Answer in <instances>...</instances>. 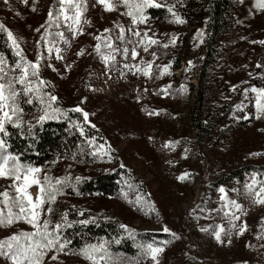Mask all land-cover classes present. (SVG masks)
<instances>
[{"label": "rangeland", "instance_id": "obj_1", "mask_svg": "<svg viewBox=\"0 0 264 264\" xmlns=\"http://www.w3.org/2000/svg\"><path fill=\"white\" fill-rule=\"evenodd\" d=\"M43 1L52 2L39 3ZM171 1L160 0L166 4ZM23 4V0H0L3 12ZM255 4L256 0H237L231 24L214 34L206 22L172 23L169 13L163 21L147 20L139 30L148 31L149 36L155 33L154 38L169 47L154 45L148 52L138 48L140 55L135 61L130 54L125 60L122 54L125 46L132 45L116 39L117 25L131 27V20L121 15L126 12L123 6L107 12L97 4L92 21L90 15L81 17L83 34L73 35L72 22L64 21L61 15L71 40L66 46L47 43L45 49L53 51H44L39 66L55 69L60 77L54 88L50 87L58 97L57 105L65 109L79 106L88 112L99 137L93 146L95 160L77 169L82 174L74 170L73 175L87 176L123 165L125 177L117 194L76 197L73 202L62 198L60 203L96 217L113 216L114 221L134 231L165 233L153 244L164 249L158 254V264H264V206L254 203V196L245 187L253 176L264 182V175L247 174L243 182L225 180L234 168L264 164V115L256 118L255 94L250 91L253 86L264 87V44L259 43L264 41V10ZM33 12L41 14V7L37 5ZM74 12L69 10L70 15ZM173 37L174 45L170 43ZM105 38L121 49L108 65L101 55L110 51L104 46ZM129 38L135 39L130 34ZM44 43L39 41L41 46ZM97 43L101 44V54L96 52ZM56 48L61 50L62 59H57ZM81 51L83 54L77 55ZM152 52L156 59L151 78L124 67L125 63L153 61ZM175 62L177 68L173 69ZM165 65L171 66L161 76ZM169 141L172 146L165 147ZM184 173L188 174L185 179H177ZM221 187L227 197L224 201ZM29 192L35 198L39 188L33 185ZM231 200L239 203L242 211L228 204ZM54 209L59 213L58 204ZM236 216L239 219H234ZM245 222L247 230L239 235ZM165 227L170 231L164 232ZM221 227L224 231L217 241L215 232ZM60 262L91 264L81 257H61ZM136 264L157 262L143 249Z\"/></svg>", "mask_w": 264, "mask_h": 264}, {"label": "trees", "instance_id": "obj_2", "mask_svg": "<svg viewBox=\"0 0 264 264\" xmlns=\"http://www.w3.org/2000/svg\"><path fill=\"white\" fill-rule=\"evenodd\" d=\"M237 0H173L170 4H175V11L181 16L186 24H198L206 22L208 29L213 34L220 31L223 27L228 26L232 22V14L234 5ZM43 1L41 4L39 0H28L27 4L15 6L14 9L7 8L5 12L1 11L0 7V24H3L9 29L17 44L22 55L28 60L33 62L37 54L41 57L44 55L45 45L47 43L59 42L63 44L60 36L57 33H63L68 43L71 40L70 30L66 29V25L59 18V27L56 23L51 26L48 23V9L54 12V16L59 14L60 3L59 0H52L49 3ZM78 4L82 10V15L85 17L90 15V21L95 16L97 3L96 0H78ZM37 5L41 7L42 13L37 14L33 12ZM12 8V7H11ZM17 8V9H16ZM100 10V9H99ZM148 20L158 22L168 17L166 8H152L146 11ZM100 18H97L99 22ZM43 26V27H42ZM40 29L39 32L36 30ZM51 33V35H49ZM41 37H45L44 40ZM38 41V44H37ZM46 42L44 44H39ZM40 51L36 53L37 48ZM0 55L5 59V71L7 78L19 76L20 71L15 69V64L19 57L14 54L11 42L8 40L7 33L0 30ZM50 55V54H49ZM43 61L41 57L39 63ZM177 68V62L173 65V69ZM47 69V70H46ZM45 72V73H44ZM47 74V75H45ZM39 78L46 81L45 85H41L40 89L43 93H50V87L54 88L57 79L60 78L55 74V71L49 68H41L39 66ZM32 83L35 86L37 78L32 77ZM16 87L19 89L20 85ZM26 97H20V106L23 108V127L17 129L8 125L10 136L5 137L7 144L10 146L8 151L13 155L19 156L20 162L24 165H31L36 168L42 169L37 173L41 184L44 185L46 192L45 198L47 199L48 192L51 191L50 184H54L56 179L64 181L62 185H57L60 188L61 194L53 193L56 196L54 203H46L44 205V216L42 219H50L51 225L56 223L64 224L62 216L67 214V221L72 223V227H62L61 237L68 241L66 252L67 255L61 254L59 262H51L49 258L46 264H60L61 257L66 258H83L80 250L88 245L103 244L107 251L104 262L107 264H136L140 259L144 247L147 244H156L166 236L165 233H158L152 231H134L127 227V231L120 227V223L114 221L113 216L106 218L96 217L91 215L88 211H83L79 208L73 207L69 203L62 204V198H96L107 197L117 194L120 189V182L125 177V170L122 167H114L110 170H97L94 173H89L87 176L73 175V171H78L81 165L89 164L97 157L93 155V146L99 140L98 132L92 127L85 124L78 112L69 111L62 105H57L58 100L53 107L59 108L62 112H67V115L60 113L52 114V118L46 119L43 123L37 120L38 115L42 114V106L34 101L33 104L26 103ZM46 99V97H45ZM60 102V101H59ZM49 112L51 110L49 109ZM79 123L85 129V135L81 136L78 128L75 126ZM29 126L31 131L29 132ZM94 138V145H89L88 140ZM257 172L264 175V164L259 165H244L234 168L225 177L226 181L243 182L247 174ZM82 174L83 172H79ZM49 177V181L45 182L44 177ZM79 177V180L77 178ZM10 179L0 178V193L8 191L10 197L15 198V188ZM58 204L60 207L59 213L55 212L54 206ZM51 207L53 213L51 217L47 215V208ZM14 214L19 213V208L9 204H5L4 198L0 197V213L6 219L9 209ZM83 212L86 217L80 215ZM88 220L89 223L81 224L79 221ZM22 231H32L31 227L20 219L12 226H0V241H6L8 237L19 234ZM119 241V242H117ZM6 250V248H5ZM103 253L98 254L102 255ZM0 264H11V262L4 256H0Z\"/></svg>", "mask_w": 264, "mask_h": 264}, {"label": "snow or ice", "instance_id": "obj_3", "mask_svg": "<svg viewBox=\"0 0 264 264\" xmlns=\"http://www.w3.org/2000/svg\"><path fill=\"white\" fill-rule=\"evenodd\" d=\"M8 0H5L7 3ZM27 4L28 0H23ZM60 9L59 14L54 16L53 11L48 12V23L51 26L52 23H56V26L59 27V18L60 15L63 16L64 21H71L72 24L69 25L70 28H74L73 35L79 33L83 34L79 28L81 23L82 10L80 5L76 3V0H59ZM96 3L103 6L104 10L107 12L115 11L117 6H123L126 9V12L121 13V15H126L131 20V27L125 28L121 25H117L119 29L118 39L121 43H127L132 45L131 48L125 46L122 49V54L125 60L128 59L129 54L131 59L135 61L140 55L138 48H142L144 52H148L151 46L157 45L164 48L169 47V44L165 43L161 45V42L154 38L155 33L152 36H149L148 31L141 32L139 30V25L146 24L148 16L146 11L148 9L156 8H166L167 12L173 18L170 22L183 24L185 21L181 16L174 10L175 4L168 5L166 3H161L160 0H96ZM243 3V0H241ZM256 7L261 10H264V0H256ZM70 9H75L74 15L69 14ZM33 11L35 9L33 8ZM43 27V26H42ZM0 30L7 33L8 40L11 42V46L14 50V54L19 57L18 61L15 64V71L19 69V76H13L12 78H7L8 74L5 71V59L0 55V178L10 179L13 181V187L15 188L16 197L12 198L9 195V192L6 190L0 193V197L4 198L5 204L11 203L19 208V213L14 214L9 209L7 218L3 217V214L0 213V226H12L14 223L18 222L20 219H23L32 229V231H22L19 234H14L6 241H0V256L6 257L11 264H46V261L49 258V253H51L50 261L59 262V257L61 254H69L65 250L68 245V241L64 240L61 237L62 227H72L73 224L67 221V214L65 213L62 216L64 224L56 223L54 226L51 225L50 219H42L44 216L45 210L44 205L46 203H54L56 196L53 193L61 194L60 188L56 187L57 185H62L64 181L61 179H56L54 184H50L49 187L51 191L47 194V199L45 198L46 189L41 181L35 175L42 171L40 168L33 167L31 165H24L20 162L19 156L13 155L8 151L9 145L5 137L10 136L7 126L11 125L14 128L22 129L23 127V108L20 106V97H26V103L33 104L34 101H37L42 106V114L38 115L37 120L39 123H43L46 119L52 118V114L60 113L62 115H67V112H62L61 109L53 107L55 102L58 100V97L51 95L50 93L41 92L40 86L45 85L46 81L39 78V61L40 56H37L36 62L28 61L19 50V45L16 42V39L13 36V33L7 29L3 24H0ZM37 32L40 29L36 30ZM105 32H110L111 29H105ZM131 37L135 39L129 38ZM51 35V33H49ZM56 35L60 36L61 40L64 43H68L67 40H64L63 33H57ZM101 36H96L97 41L101 40ZM42 40L45 37H41ZM175 37L170 41L171 44H175ZM253 43H256L254 41ZM259 43L264 44V41H259ZM110 51L107 54H101V44L97 43L95 46L96 52L102 55V59L106 65L110 62L115 61L116 55L121 51L117 48L113 41L110 38H105V45ZM49 53L53 51L51 47L48 48ZM57 53V59H62L63 57L59 55L60 49H55ZM83 52H78L77 55H82ZM153 61L145 62L140 61V64H128L125 63L124 67L132 70L135 69L136 72H140L146 78L152 77V69L154 66V61L156 59V53L152 52ZM191 65V61L188 62ZM171 65H165L161 68L160 75L163 76ZM51 67V65H49ZM259 67V65H257ZM55 71V69H53ZM32 77L37 78V83L34 86L32 83ZM19 84L20 88L18 89L16 85ZM165 91V90H161ZM246 93L249 91L245 90ZM250 91L255 94V108H256V118L260 119L261 115H264V87L257 88L255 86L251 87ZM46 97V99H45ZM83 103V101L81 102ZM237 108H240V105H237ZM49 109L51 112H49ZM69 111L78 112L83 115L84 123L89 124L90 127H95L91 125L89 121V113L84 111L81 107L77 106ZM159 113H149V115ZM244 119H248L247 116H244ZM81 136H84L85 129L79 123L75 125ZM31 131V126H29V132ZM89 145H94V138L88 140ZM178 143V142H177ZM173 142L169 141L164 146L171 147ZM103 146H101L102 148ZM104 154H107L106 152ZM93 155H96L94 152ZM253 155H260V153H253ZM123 167V165H121ZM187 173L182 174L177 179L183 180L187 176ZM45 182L49 181V177H44ZM79 180V177L77 178ZM257 184H259L258 190H256ZM39 188V194L33 198L29 189L33 186ZM248 190V193L254 196V203L264 206V182L257 181L255 176L252 178V182L245 186ZM221 195V200L224 201L227 199L225 195V189L221 187L219 189ZM233 208L237 211H242V206L234 200L228 201ZM53 209L51 207L47 208V215L51 217ZM83 216V212L80 213ZM227 215V213H226ZM234 219H239L238 216ZM81 224L89 223L88 220L79 221ZM120 227L127 231L125 225L121 224ZM235 227V225H233ZM247 230V224H245L239 229V235H243ZM164 232H169L170 230L165 227ZM206 231V229H202ZM224 229L221 227L218 231L215 232V238L217 241L221 240V233ZM175 235V234H173ZM119 242V241H117ZM144 247L145 255H150L153 261H156L158 264V254L163 252V248L156 247L153 244H147ZM6 248V250H5ZM103 253L102 255L98 254ZM84 259L91 262V264H100L101 260L105 259L107 256V251L104 248L103 244L99 245H88L85 248L80 250V253ZM107 264V261H105Z\"/></svg>", "mask_w": 264, "mask_h": 264}]
</instances>
